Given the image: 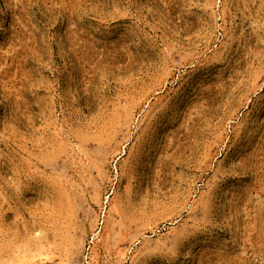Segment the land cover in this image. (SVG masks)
I'll list each match as a JSON object with an SVG mask.
<instances>
[{
  "label": "rangeland",
  "instance_id": "1",
  "mask_svg": "<svg viewBox=\"0 0 264 264\" xmlns=\"http://www.w3.org/2000/svg\"><path fill=\"white\" fill-rule=\"evenodd\" d=\"M0 264H264V0H0Z\"/></svg>",
  "mask_w": 264,
  "mask_h": 264
}]
</instances>
